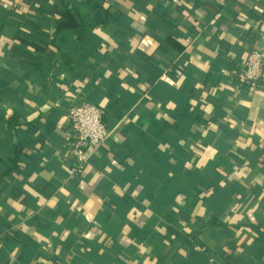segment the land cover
I'll use <instances>...</instances> for the list:
<instances>
[{"label": "crops", "instance_id": "obj_1", "mask_svg": "<svg viewBox=\"0 0 264 264\" xmlns=\"http://www.w3.org/2000/svg\"><path fill=\"white\" fill-rule=\"evenodd\" d=\"M262 47L264 0H0V264H264Z\"/></svg>", "mask_w": 264, "mask_h": 264}, {"label": "built area", "instance_id": "obj_2", "mask_svg": "<svg viewBox=\"0 0 264 264\" xmlns=\"http://www.w3.org/2000/svg\"><path fill=\"white\" fill-rule=\"evenodd\" d=\"M241 79L250 87H256L264 80V47L248 51ZM104 110L92 102L71 101L66 107L67 152L72 158L68 174L74 176L83 172L90 153L101 148L111 136V130L102 120Z\"/></svg>", "mask_w": 264, "mask_h": 264}, {"label": "trees", "instance_id": "obj_3", "mask_svg": "<svg viewBox=\"0 0 264 264\" xmlns=\"http://www.w3.org/2000/svg\"><path fill=\"white\" fill-rule=\"evenodd\" d=\"M10 12V11H9ZM11 13V12H10ZM11 16H12V14L10 15V14H8V15H6L5 16V18L6 19H8L11 23L14 21L12 18H11ZM15 17H16V21H17V26H24V27H27L28 26V23H22L23 22V20H24V18L23 17H21L20 15H16L15 14ZM45 20H47V19H45ZM15 22V21H14ZM35 26V27H34ZM39 25H32V26H29V27H31V30H33V29H35L36 27H38ZM39 28V27H38ZM37 30V29H36ZM43 49H45V48H43Z\"/></svg>", "mask_w": 264, "mask_h": 264}]
</instances>
